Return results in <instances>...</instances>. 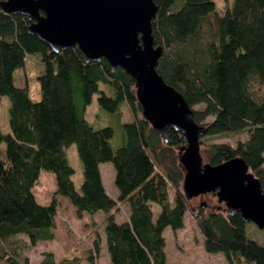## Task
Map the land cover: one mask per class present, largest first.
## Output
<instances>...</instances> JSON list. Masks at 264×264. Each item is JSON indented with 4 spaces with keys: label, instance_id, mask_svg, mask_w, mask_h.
Returning <instances> with one entry per match:
<instances>
[{
    "label": "trees",
    "instance_id": "1",
    "mask_svg": "<svg viewBox=\"0 0 264 264\" xmlns=\"http://www.w3.org/2000/svg\"><path fill=\"white\" fill-rule=\"evenodd\" d=\"M153 1L157 13L152 34L155 44L163 47L158 74L182 95L194 121L204 126V136L248 132L247 140L235 148L210 145L207 163L241 157L264 192V0H222V12L215 0ZM29 24L25 16L7 15L0 8V98L9 103L5 119L10 132L0 127V259L27 264L21 249L52 242L57 197H64L77 218L83 213L106 214L103 243L110 264H166L163 232L183 229L189 205L181 191L184 172L174 154L184 144L181 134L169 129L164 143L137 116L141 110L134 82L124 71L111 70L104 59L86 63L77 48L55 53L28 33ZM210 25L214 30L200 42ZM26 55H36L44 66L37 77L39 101L31 100L27 87L14 85V73L25 66ZM94 95L99 108L119 122L122 144L117 149L110 142L113 129L94 128L85 117ZM124 103L131 117L121 122ZM196 106L203 108L195 111ZM207 118L212 120L202 124ZM70 145H75L83 168L79 190L65 154ZM165 155H170L168 166ZM107 163L114 169L117 201L107 195L101 180L99 167ZM42 171L55 177L48 205L38 204L33 194ZM120 204L128 205L130 215L119 224L110 213ZM152 204L160 208L156 218ZM194 218L207 254H222L226 264H264V244L247 237L238 213L204 214L199 208ZM101 247L97 234L87 252L89 264ZM42 257L39 264L83 261L77 255L57 260L50 252Z\"/></svg>",
    "mask_w": 264,
    "mask_h": 264
},
{
    "label": "water",
    "instance_id": "2",
    "mask_svg": "<svg viewBox=\"0 0 264 264\" xmlns=\"http://www.w3.org/2000/svg\"><path fill=\"white\" fill-rule=\"evenodd\" d=\"M7 15L25 16L27 31L53 52L79 49L86 63L105 60L111 70L121 69L135 87L142 119L168 142L169 129L182 136L177 151L184 172V200L212 194L224 213L240 215L264 232V192L259 180L241 157L219 165L203 163L200 138L204 126L182 95L166 84L157 67L163 47L156 45L152 22L157 13L153 0H3Z\"/></svg>",
    "mask_w": 264,
    "mask_h": 264
},
{
    "label": "rangeland",
    "instance_id": "3",
    "mask_svg": "<svg viewBox=\"0 0 264 264\" xmlns=\"http://www.w3.org/2000/svg\"><path fill=\"white\" fill-rule=\"evenodd\" d=\"M216 8L219 12H222L223 3L222 0H215ZM213 18L209 17L208 21L212 22ZM212 29V30H211ZM214 28L208 27L202 31V39L200 42H203L207 33H211ZM44 66L36 55H26L25 57V66L22 69H18L14 73V85L16 87L22 88L27 87L29 91V96L33 101L40 100V89L37 82V77L43 74ZM100 89L105 90L108 94L109 90L104 86H100ZM97 95H94L92 98L91 104L87 107L86 110V119L94 128H102L109 126L113 129V137L110 142L113 149H117L122 144V131L120 130L119 122L116 119V115L105 112L100 109L97 104ZM8 100L5 98H0V127L3 131L7 128L6 123V108L8 107ZM203 106L193 107V110L199 111L202 110ZM120 110L123 112L121 116V122H126L127 119H130L131 113L128 109L127 104H121ZM138 117H141V113L137 114ZM5 119V121H4ZM212 118H207L202 124L210 122ZM248 138V132L242 131L239 133L227 134V135H217V136H204L200 139V150L203 158V163H207V149L212 144H226L232 148H235L238 142H245ZM5 146L2 144V151L4 153ZM66 157L68 159L69 165L74 169L75 173L72 176V181L77 190H79L80 185L83 182L82 175V164L77 157L75 145H70L65 150ZM168 154V152H166ZM175 160H177V151L174 150ZM164 164L165 166L169 165L170 155H165ZM109 166L112 170V176L114 177V169L111 164H102L99 168L104 179L105 188L112 192L111 186L115 192H117L112 178L111 186H109V174L105 171V167ZM103 171V172H102ZM165 176V172L161 171ZM34 191L40 192L43 198H39L38 202L44 205H48L46 199L49 201L53 193L55 192V177L50 172L42 171L40 177L34 185ZM173 191L170 190L169 201H173ZM63 198V197H62ZM68 202L66 198H64ZM70 209L69 205H66ZM153 218H156L160 212V208L156 204L151 205ZM199 208L203 209L204 214L209 212L219 210L221 213H224V205L218 204L217 199L214 195L206 194L202 198L197 197L189 201L188 211L184 214V227L181 230L173 231L171 228H166L163 232V237L165 239V256L166 264H226V261L222 254H207L203 249V237L200 234L196 220L194 218L195 214L198 212ZM64 208L60 211L59 215L56 218L57 225L55 226L54 233L55 239L49 243H38L34 247H28L20 250V255L25 256L27 259V264H39L42 260V256L46 252L53 253L57 260H60L65 257L72 255L80 256L83 260V264H88L86 262L87 249L90 247L93 237L97 235L92 230L91 219L85 217L77 218L74 211L68 212L63 211ZM121 214V213H120ZM86 216H90L86 214ZM101 217L96 216L95 220H100ZM122 219L118 218L117 221ZM102 227V229H101ZM105 225L101 224L100 221L95 224L96 231L100 232L99 235H102L105 238L104 234ZM246 234L247 237L251 240L256 241L258 244H264V233L253 224H246ZM26 245V243H25ZM2 255V246L0 245V257ZM6 259H0V264H5ZM95 264H110L108 262V257L106 253L101 252L97 257Z\"/></svg>",
    "mask_w": 264,
    "mask_h": 264
},
{
    "label": "crops",
    "instance_id": "4",
    "mask_svg": "<svg viewBox=\"0 0 264 264\" xmlns=\"http://www.w3.org/2000/svg\"><path fill=\"white\" fill-rule=\"evenodd\" d=\"M7 125V124H6ZM5 133H10L9 132V130H8V125H7V128H6V130H5ZM101 167V166H100ZM99 167V168H100ZM105 171L106 172H108V174L110 175L109 176V181H108V183H109V186H111V183H112V178L114 179V177L112 176V170L109 168V166H107V167H105ZM103 172V171H102ZM100 174H101V180H102V183H103V187H104V189H105V191H106V193H107V195L113 200V201H117V198H118V192H115L114 190H113V188H112V186H111V189H112V192H110V191H108L106 188H105V186H104V179H103V177H102V173L100 172ZM40 177V176H39ZM39 179V178H38ZM33 194H34V196H35V199H36V201H37V203L38 204H40V205H44V204H42V203H39L38 202V199L39 198H43V196L41 195V193L40 192H35L34 191V188H33ZM67 199V198H66ZM57 200H58V203H59V206H58V208H57V215H56V217H55V226L57 225V222H56V218H57V216L59 215V213H60V211L62 210V208H64L63 209V211H68V212H70V211H74V213H76V210H75V208H73L72 206H70L71 204L69 203V201L67 202L66 200H64V197L62 198V197H57ZM68 200V199H67ZM46 202H47V204L48 203H50V201H49V199L47 198L46 199ZM66 205H69L70 206V209H68V207L66 206ZM121 213V214H120ZM110 214H113L114 215V217H115V220H116V222L117 223H123V222H125V221H127L128 220V217H129V215H130V210H129V207H128V205L127 204H120V205H118ZM99 216V217H101V219L100 220H98V221H96L95 220V218H96V216ZM85 217H87V218H89V219H91V223H93L92 225V230L94 231V233H97L98 235H99V233L100 232H98V231H96V229H95V224H97V222H99L100 221V223L103 225H105V220H106V214H104V213H101V212H98V213H95L94 215H90L89 217L88 216H86V213H83L82 214V217L81 218H85ZM118 218H120V219H122L121 221H117L118 220ZM101 229H102V227H101ZM103 230V229H102ZM100 236V238L102 239V247H101V251H100V253H99V255L101 254V252H103V253H106V249H105V246H104V238H103V236L102 235H99ZM93 240H94V237H93ZM93 240L91 241V244H90V247L87 249V251L86 252H89L90 250H92V244H93ZM107 254V253H106ZM98 255V256H99ZM79 258H80V256H78ZM107 257H108V255H107ZM96 260L97 259H95V262H96ZM87 263H88V261H86ZM95 262H94V264H95ZM108 262H109V258H108ZM82 264H83V261H82ZM89 264V263H88Z\"/></svg>",
    "mask_w": 264,
    "mask_h": 264
},
{
    "label": "flooded vegetation",
    "instance_id": "5",
    "mask_svg": "<svg viewBox=\"0 0 264 264\" xmlns=\"http://www.w3.org/2000/svg\"><path fill=\"white\" fill-rule=\"evenodd\" d=\"M203 197V196H202ZM202 197H200V198H202Z\"/></svg>",
    "mask_w": 264,
    "mask_h": 264
}]
</instances>
